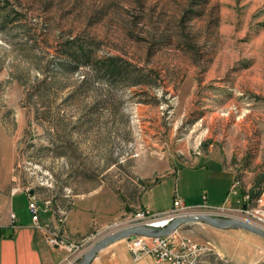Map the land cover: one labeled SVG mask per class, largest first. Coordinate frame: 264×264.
I'll list each match as a JSON object with an SVG mask.
<instances>
[{
  "label": "rangeland",
  "instance_id": "obj_1",
  "mask_svg": "<svg viewBox=\"0 0 264 264\" xmlns=\"http://www.w3.org/2000/svg\"><path fill=\"white\" fill-rule=\"evenodd\" d=\"M77 49L89 64L68 56ZM107 58L125 68V82L99 73ZM203 155L236 170L245 197L224 213L187 215L264 230L254 220L264 210V0H0V178L10 189L50 205L101 186L133 200ZM177 182H158L147 199L169 208ZM11 199L28 217L24 195ZM203 204L226 207L203 194L190 207ZM141 208L78 240L75 264L103 237L134 227ZM216 229L200 221L175 236L206 248L207 264H235L219 258L218 243L250 241ZM127 249L120 239L91 264H167L133 261ZM247 264H264V239Z\"/></svg>",
  "mask_w": 264,
  "mask_h": 264
},
{
  "label": "crops",
  "instance_id": "obj_2",
  "mask_svg": "<svg viewBox=\"0 0 264 264\" xmlns=\"http://www.w3.org/2000/svg\"><path fill=\"white\" fill-rule=\"evenodd\" d=\"M184 168L186 173L183 176ZM172 177L178 180L173 201L176 198L180 199L185 206L200 204L202 194L206 196V201L210 205H225L226 207H236L243 202L245 197L237 171L217 156H200L195 159L192 166L176 165L170 174H166L158 182ZM158 182L144 185L133 200L122 198L111 187L101 186L97 190L76 196L74 199L49 204L45 209L43 203L39 204V200L33 193L14 191L10 189L7 179L0 178V228L3 229L0 235V264H62L66 251L50 246L45 241L46 229L42 227L46 225L49 230H55L59 225L58 219L62 211L66 213L64 236L67 242L76 243L86 237L91 230L106 225L116 216L130 210L128 208L141 206L152 213L168 210L171 206L164 209L155 208L153 201L149 199L150 193ZM229 192H233L234 198L226 201V193ZM16 193L24 195L28 217L19 214L14 206L11 197ZM30 200H34L40 207L39 225L41 227H36L32 222L27 207ZM216 230L215 235L222 239L226 237L237 239L238 237L250 241V243H245L242 240L239 242L234 240L226 243L221 240L216 253L220 259L227 262L247 264L253 261L256 248L263 247V239L252 233L242 230ZM127 253L131 257L128 249Z\"/></svg>",
  "mask_w": 264,
  "mask_h": 264
},
{
  "label": "built area",
  "instance_id": "obj_3",
  "mask_svg": "<svg viewBox=\"0 0 264 264\" xmlns=\"http://www.w3.org/2000/svg\"><path fill=\"white\" fill-rule=\"evenodd\" d=\"M205 199V198H204ZM50 202H44V208H48ZM28 210L31 214L32 222L36 227L39 225V214L40 207L34 200L28 202ZM206 208L217 212L227 211V207H211L203 204L198 207L185 206L180 199H174L171 208L160 213H152L147 209H139L134 219L136 222L135 226H147L156 229H162L168 226L173 220L189 216V211L196 208ZM254 220L256 224L264 227V210H257ZM65 216L66 213L62 211L58 219L59 225L55 230L46 229L45 241L52 247L58 249H64L66 256L62 264H75L76 258L78 257V245L77 243L67 242L65 232ZM174 231L171 235L158 238H149L144 236H135L128 241V250L133 261H138L144 256H151L159 262H166L168 264H207L204 259L205 250L201 246L192 244L186 238H177Z\"/></svg>",
  "mask_w": 264,
  "mask_h": 264
},
{
  "label": "water",
  "instance_id": "obj_4",
  "mask_svg": "<svg viewBox=\"0 0 264 264\" xmlns=\"http://www.w3.org/2000/svg\"><path fill=\"white\" fill-rule=\"evenodd\" d=\"M200 221L206 222L211 227L217 229H224V228L243 229L257 236H260L264 239L263 229L254 226L252 224L239 221L237 219H218L210 216L189 215V216L179 217L173 220L168 226L162 229H156L147 226H134L119 231H115L103 237L101 240H99L94 245H92L85 252L79 264H91L92 260L94 259V257L98 252H100L103 248L109 246L110 244L120 239L127 238V240L129 241L135 236H144L149 238L165 237L171 235L174 231H176L180 226L184 224L195 223Z\"/></svg>",
  "mask_w": 264,
  "mask_h": 264
},
{
  "label": "trees",
  "instance_id": "obj_5",
  "mask_svg": "<svg viewBox=\"0 0 264 264\" xmlns=\"http://www.w3.org/2000/svg\"><path fill=\"white\" fill-rule=\"evenodd\" d=\"M72 60H74L77 63L80 64H89L90 62V56L85 50H78L74 53H69L68 55ZM78 66V65H75ZM97 70L99 73H101L103 76H107L109 78L115 79V80H122L125 82L127 79L124 77V71L125 68L116 60V58H107L104 60H101L97 63ZM3 229L0 228V235L2 234Z\"/></svg>",
  "mask_w": 264,
  "mask_h": 264
}]
</instances>
